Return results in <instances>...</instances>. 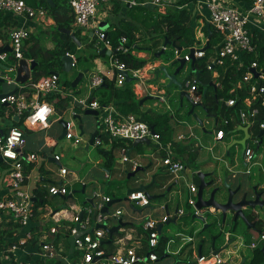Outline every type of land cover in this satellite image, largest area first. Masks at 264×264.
Segmentation results:
<instances>
[{"label":"built area","instance_id":"2783aa9c","mask_svg":"<svg viewBox=\"0 0 264 264\" xmlns=\"http://www.w3.org/2000/svg\"><path fill=\"white\" fill-rule=\"evenodd\" d=\"M179 0H68V5L73 12V27L88 28L91 19L96 15L97 9L101 5H107L112 2L121 3L127 5L129 8L136 6H151L156 9V12L163 13L166 8L176 7V3ZM195 6L197 8H205L208 12V25L212 28L216 34L219 42L214 46V55L207 64V70L211 71L214 66H223L225 60H228L231 66L237 64V69L243 66L242 54L250 55L255 54L256 45L252 43L251 37L253 33L260 32L264 37V0H252L250 6L247 9H241L240 6H236L233 0H210V1H197ZM0 14L12 15L14 18H24L28 20H36L44 25L48 22V11L43 6L31 7L26 4L25 0H0ZM257 22L261 23L258 24ZM97 28V27H95ZM29 32L22 28H13L8 33V48L11 50L8 52L0 53V61L6 60L8 54H11L16 64L12 67H8V72L16 71L18 61L27 60L23 54L25 52L24 42L29 36ZM94 35V33L92 34ZM100 44H103L102 48H97L96 52L104 50V55L107 57L108 71H97L89 75V71L84 74L82 80L87 82L86 88L89 91L100 87L104 80L110 77H115L118 85H122L125 82V78L122 72H127L129 77L133 78V82L140 83L142 79V70H127L124 63L119 60V55H132L136 54L135 43L129 44L126 37L119 39L118 46L113 50L111 44L106 40L102 30L96 31L95 37ZM208 46L207 39L201 47H195L190 45L187 47V54L180 56V51L174 49V59L183 58L185 64L191 63L189 53L193 50L194 61L202 59L204 57V49ZM3 46L0 45V50ZM73 59L72 68L76 65L74 56L66 53ZM148 67L149 73L153 74L156 70L155 66L150 63ZM195 70L194 68H192ZM255 71V74L251 72ZM7 74V73H6ZM89 75V76H88ZM88 77V78H87ZM5 83L8 85H17L15 82V75L13 78H9L7 75L4 77ZM196 73L192 71V76L185 79L182 82V90H184L191 103L194 105L202 102L201 94H198V87L196 82ZM18 86V85H17ZM59 75L51 73L50 75L43 76L36 82L29 83L25 86H18L19 90L11 95L5 96L0 99V105L5 108H10L13 114L18 118H23L22 121H29V124L33 126L38 125L42 130L48 128V123L51 118L56 115L54 111V104L59 100H64L68 103V108L62 111L60 120H64V115H69L71 118L77 117L79 113L85 110H92L97 112V134L92 142L93 148H101L103 145L111 146L116 141L134 142L136 140L148 139L151 141L160 152L159 162L162 169L167 175L171 177V182L176 187H181L182 182L185 180L186 167L175 157L171 151V145L168 143H161L160 135L154 132L146 123L139 120L137 116L133 114L123 115L120 114L112 104L101 105L97 99H93L90 95L78 98L74 93H66L60 87ZM244 86L246 89V97L242 100L241 106L237 110V119L240 127H254L257 128L259 134L260 131H264V67H259L256 61L252 62L246 72H244L242 79L236 83V88L241 89ZM63 90V91H62ZM231 90L230 92H232ZM58 96V97H57ZM222 102V100H221ZM237 104L236 99H228L224 101L226 108H230ZM263 113V117L259 118ZM32 121V123H30ZM65 121L66 134L64 139L70 142L73 146H77L84 143L82 135L74 127L72 121ZM226 124V121H223ZM257 134V135H258ZM252 139L257 146L262 142V137L254 134L253 130ZM192 136V133H190ZM223 132L217 131L215 139H222ZM185 136L179 135L177 140H184ZM245 143L243 150V161L246 166V173L249 174V167L254 166L252 163L254 157V151L248 144ZM48 144L47 148L51 149ZM25 146L24 131L19 127H11L9 129H3L0 127V159L1 163L8 166V172L2 174L0 179V187H4L8 190L6 197H0V213L9 214L12 219L18 223L21 227H26L30 223V220L34 218L35 211L31 201L34 198V190L41 188L39 183L35 186L33 191L28 190L26 183L30 179V172L33 169V164L39 160H45L46 156L38 157L34 153L23 152ZM120 164L129 163V172L137 173L140 168V164L136 160L129 159L128 152L122 149L120 152ZM53 161L58 164L59 178H65L68 174V169L62 166V155L52 154L50 155ZM25 166H32V169L25 173ZM198 174V173H197ZM64 180V179H63ZM29 188V187H28ZM48 196H67L71 194L66 185H57L56 183L48 184L44 187ZM180 191L178 190V193ZM189 197L187 199L188 206L194 209V214L201 217V211L195 209L197 187L192 183L188 185ZM126 201L134 207L139 209H145L150 206V201L142 191H134L126 196ZM110 198H103V203L98 206H86L83 209H79L75 212L70 222L73 226L69 227V235L72 239V245L74 250L80 253V257L76 259L74 264H155L157 262V255L153 252L159 246L160 235L157 232V227H162L172 219L169 214H164L159 219H153L148 217L141 224V231L145 235L147 240L148 251H144L141 242H131L127 244V238L119 237L113 242V251L107 253L104 247V241L106 232L103 229L97 228L98 225H102L104 221L109 219H117L121 216V212L117 210L112 216L108 214H101L100 210L105 204L109 203ZM74 207H71L73 210ZM165 209V207H163ZM93 211L96 214H93ZM210 212L209 210H207ZM82 217L80 219V214ZM174 217H181L184 215L182 209L177 208ZM78 224V228L76 225ZM94 224V226H93ZM52 234L56 233L55 228L50 229ZM144 236V235H143ZM144 238V239H145ZM31 240V235L26 234L22 240L18 241L16 245L11 246L6 252H12L19 246H23L27 241ZM37 243L38 248L45 253H42V258L46 262H51L56 255L53 250V246L44 242ZM258 242L264 243V227L259 234ZM257 242L249 245L250 249L257 247ZM164 254L169 256L166 248L164 247ZM5 252L0 253V264H3L5 258ZM196 264H231L229 260H224L220 253H214V251L206 256L202 253L195 254Z\"/></svg>","mask_w":264,"mask_h":264},{"label":"crops","instance_id":"0c3cea01","mask_svg":"<svg viewBox=\"0 0 264 264\" xmlns=\"http://www.w3.org/2000/svg\"><path fill=\"white\" fill-rule=\"evenodd\" d=\"M28 1L31 2L32 0H28ZM138 1L141 2L143 0H138ZM33 2L41 3V0H33ZM26 4H28V3L26 2ZM113 5H114V2L107 4L106 6L101 5L100 6L101 9H97L96 15L91 19L88 28L85 30V32L88 33L89 38H93L92 34H93V29L95 27H98L100 29L101 25L103 27L106 26L105 29H103V30H106L110 24L120 25V26H123L126 31H129L130 34H132V36L134 37L133 38L134 41L137 43L135 45V48H136L135 56H136V58L146 60L145 56L150 55L151 53L154 52V50H157V52H158L159 50L162 49L163 43L165 41L163 39H161L160 35L154 34V31L151 30V28L149 26V21L147 19L148 17L146 16L147 13L152 12V11H156L155 8H153L151 6H136V8L135 7L129 8L127 5H123V4L119 3L120 7L115 9V7H113ZM185 8L191 13L190 28L192 30L193 36L195 37V39L198 43V44L193 45V46L201 47L202 41H203L202 39L205 38L204 41H206V39H207L203 33V28L206 27V30H207L208 12L205 8H197L195 5H191V4L187 5ZM166 9L164 10L163 13H159V14H165ZM2 15H3V17H9L12 20H14L17 24V26L15 28L25 29L31 35L37 36L41 42L42 47H44L45 49L52 48L53 44L51 41L50 32H51V29H54L56 27V24H57L56 19L54 17H51L48 14V16H47L48 22L44 25H41L40 22H38L36 20H28V19H24V18H14L12 15H9V14H7V15L2 14ZM58 20L61 21L60 18H58ZM3 25H4L3 21L0 20V29H2ZM1 33H2V31H1ZM198 38L201 39V40H199V42H198ZM143 40L148 42V46L146 48L140 47V41L142 42ZM204 41H203V43H204ZM80 44L81 45H80L79 49L82 48V43H80ZM0 45L3 46V48H6L8 46L6 43H4L1 40H0ZM150 48L152 49V51L149 52ZM181 52H183V55H185V54H187L188 50H187V48L181 49L180 53ZM213 53H214V50H213ZM101 58H103V59H101ZM101 58H97V59H99V61L98 60H95V61L98 64L101 61H104V64H105V66H107V68L97 65V66H95L94 72L108 71L107 59L105 57H101ZM172 59H174V57ZM2 61L3 60L0 61L1 64H3ZM161 61H162L161 59L153 61V65L155 66V68L160 65ZM26 62H27V60H26ZM31 62H33V61H30L29 63L27 62V64L30 65ZM150 63H152V61L147 60V64L142 68L143 69L142 70V76H143L142 79L143 80L140 83L131 82L132 92L134 94L135 100L139 101V107H140V110L142 112H147L149 110H153V108L155 110H157L156 107H158V108H161L163 110L162 112H166L168 114V113H170L171 106L169 105V102L167 100H170L171 102H173L174 101L173 95H175V94H173L171 97H168V96L166 97V93L164 92V90L159 88L160 84L155 83L153 81L154 75L150 74L149 70H148V67H150L149 66ZM3 65H5V64H3ZM190 65H191V63H190ZM12 66H14V65H12ZM12 66H8V67H12ZM194 71H195V73L197 72L196 70H194ZM89 72H91V71L89 70ZM94 72H92V73H94ZM0 73H1V70H0ZM90 74L91 73H89V75ZM213 78L215 80V84H214L215 90L217 88L220 90L221 87H220L219 82L217 80L218 76L213 75ZM73 80L74 79H72L71 82ZM30 82H31V74H30V79L27 83H25L23 85L17 84V83L16 84L18 86L19 85L25 86V85L29 84ZM17 85H8V87H9L8 90H4V88L1 89L2 94H7L9 92H12L15 88H16V91H18L19 88ZM86 85H87V82H85L83 84V87L86 88ZM60 87L64 90V91L62 90L63 92L71 93L70 91H65L66 87L64 86V84H61ZM90 93L92 95L93 91H91ZM74 94H76V93H74ZM146 97H153V99L144 100V98H146ZM170 98H172V100ZM140 102H142V103H140ZM220 102H221V99H220ZM176 103H179V102H176ZM57 104H54V106H53L56 115L51 118V121H49V123H48L49 124L48 128L44 129V130H42L38 125L33 124V126H32L31 124H29V121H22L24 119L18 118L17 116H15L13 114V111H11L10 108H5L4 106L1 107V113L2 114H0V127H2L3 129H6V130L13 127V126L21 128L24 131V139H25V146L23 148V152L34 153V154L38 155L39 158L42 157V155L46 156L45 160L44 159L43 160L37 159V162L35 164H33V169L30 172V179L26 183L27 184L26 187L27 186L29 187V188L27 187V189L28 190L31 189V191H33V189L35 188V186L38 183L41 186V181H42L41 189H43L46 186L45 183H50V184L56 183L57 185H61V184L66 185V187L71 192L70 180L72 181L75 179V173L68 170V174L65 178H62V179L59 178V175H58L59 166H58V164H56L53 161L52 157L50 156L53 153H49L52 151V148L48 149L47 148L48 144H52V142H54L55 144L53 146L60 145L61 146L60 149H62V150L67 149V148L83 147L82 150L84 151V153L88 152L87 156H89V155L91 156L93 153V151L90 147H88V149L86 150L85 146L88 143L90 134L92 132H94L96 130V128L94 130L90 131L88 138L83 139L84 143L79 144V146L78 145L73 146L72 144H68L67 143L68 141L62 142L61 144H59V143L57 144V141H60L58 139L60 137V134H61L60 130H62V128L59 124L60 119L57 116H62V114H63V113H61V114L57 113V110H56ZM112 105H113V103H112ZM59 107H60V105H59ZM224 107H225V105H224ZM181 110L182 109H177L178 112H180ZM85 111H83V114ZM161 114H163V113H161ZM204 114L206 115L205 112H204ZM91 117H93V116H91ZM206 117L214 120V129L211 132H208L205 129L204 130L205 134L208 135L210 140L214 141L217 145H219L218 148H221L222 145H223L222 147L228 145L227 147H230V149L226 148V150L229 149V151L225 152L226 157L232 156V153H233V155H234L232 157V160L234 162L233 166L234 165L238 166L239 163L236 162V160L238 159V156H236V152L239 150V148L241 146V145H239L238 142L243 140V138L245 136L244 132L241 131L240 129L241 128H247V133L251 139L253 137V135H252L253 129L251 127H240L239 122L237 121V123L233 125V128L231 130L223 132L222 139H220V140L215 139L216 132L221 131V130L217 129V127L219 125L224 126V124H223L224 117H221V115H218V118L208 117V116H206ZM169 124L173 130V133H172L171 141L168 142V144L171 145L170 149L173 152V157H175V159L180 161L186 167L185 180H187V177H192L190 181H188V180L187 181L189 183L194 184L196 182V180H198V184H199V178L197 176V173L203 174V172L198 168L195 172H190V168H191L192 164L194 165L197 163L198 156H199V152H198L199 149L197 148V145L192 144V139L195 136L192 132V129H190V127L192 128L193 125L191 123H188L189 124L188 127H184L185 124L182 123L181 120H179V121L175 120L173 122L171 120V118H170ZM55 125H57L58 128H56ZM82 130H83V126H82ZM77 131L80 132L79 130H77ZM83 133H84V130H83ZM190 133H192V136H190ZM179 135L185 136V139L184 140H177V137ZM130 143H133V142H130ZM130 143L129 142H123L124 146H126L128 148L127 152H128L129 159L136 160L140 164V168L138 169L137 172L141 173L144 177L143 180H145L148 183V184L145 183L142 185L143 186L150 185L151 182L154 180L153 181L154 184L150 188H153V189L155 187L158 188V190H159L158 194L159 195H155V196H161L162 194H164L163 188H167L168 192L166 193V196L164 198H158L159 200H162V199L165 200L167 198V200L165 201L167 203L169 201L170 197L174 193H176V187L172 184L171 177H169L166 174V172L162 169V167L159 164V157L162 154L160 155V152L158 151L157 147L151 141L148 144H145V143L139 144L138 147H134L136 145H133L134 148L129 147ZM161 143H163V142L161 141ZM151 144L155 147V149L153 148V146ZM172 144L173 145H181L182 147L191 146L193 149H196L197 155L194 158L192 164H190V165L188 164L187 153L182 154L179 151L175 152L174 149H172V147H173ZM237 145H238V149L233 151L232 148L234 146H237ZM95 150H98V155L93 156L91 159H89L88 165H87V168L85 171V179L79 178L80 182L78 184L81 185L80 189H78V191H72L71 196H69L70 194L67 196H55V197H51V196L46 195L44 197L45 203L42 204L39 208H34V211L36 212L35 217L30 220V223L28 224V226L21 227L18 223H16L12 219V217L9 214L0 213V234L2 235L1 236L2 238L0 237V253L5 252V254H6L5 258L3 259V264H36V263H39L41 261H44L43 260L44 258H42L41 255H42V253H45V252H43L41 250V248H38L37 243L42 242L43 239H45L44 242L50 244V242H48L50 240H48V239L52 238V235H51V232L45 230V227L48 224L54 223V224H60V225L67 224V228H68L69 225L72 224L70 222V219L73 217L75 212L80 209V206L81 207L82 206H84V207H86V206L94 207L95 206L96 207L99 204L103 203V198H110L111 201H114V203L108 209V213H107L108 215L112 216L113 213L116 212L117 210H119L121 212V216L117 219V221L115 219H109L108 221H106L107 222V225H106L107 228H113V227L117 226L118 221H121L125 225H127V224L133 225V227H129V228H123L122 227L118 231L119 233L123 234L120 237L127 238V239L130 238V240H127L128 245H130L131 242H141L144 239V236H143L141 229L140 230L137 229V227H139L142 223H140L139 226L134 227V222L136 220H140L139 218H137V215H141L143 210L148 209L149 211H151V213L147 216V218L151 217L153 219H159L166 213V211H168V214L170 216H172V219L174 218L173 214L175 213V210L177 209L176 207L175 208L170 207L168 209V206L166 205V203H162V205H160V210H162V212L158 213L155 210H152V208H150L152 202H150V206L148 208H145V209H139L137 207H134V206H131L130 204H128L129 208L131 209V214L128 216L125 215L124 211H122L121 206H120V204L122 203V200L113 196V195L106 194L105 191H103V187L105 186V183H99V180L101 178H103L105 180H109V179L113 178L116 175V172L113 171V169H112V167L114 165H119L120 170L127 171V173H126L127 179L132 178V177H130L131 172H129L130 164L129 163L119 164L118 163V159L120 158V153L118 151H112L111 155L109 156L111 146L103 145L101 148H97V149L95 148ZM58 154H60V153H58ZM60 155H62V154H60ZM108 156L112 157V159H113L112 164L110 163V161L108 162V160H110V158H108ZM62 158H63V155H62ZM186 165H188V167ZM242 165H243L242 170L239 172V174L248 177V181L244 182L245 183L244 185H242L241 187L237 186L238 178H237V176H235V174H232L231 177L224 179V181H226V183L231 187L232 190H236V189L240 188L239 192L237 193V195L235 197V199H236L235 202L240 200L242 195L246 194V193H248V195H249L248 198H251V199H253L254 193H259V194H261L260 200L264 201V166H263L264 164L261 165L259 162L256 161L255 165L253 167L251 166L252 168L249 167L250 168L249 174H247L246 169L249 165L246 166L245 162L243 161V154H242ZM158 171H160L159 182L156 183V176H157ZM5 172H8V166L4 163L3 164L0 163V179L2 177V174H4ZM204 174H205V177H206V175H209V176L211 175L208 172L204 173ZM121 175H123V173L121 171H118V176L120 177ZM86 180H87V182H86ZM218 180H219L218 181L219 183H222V181L220 179H218ZM205 182H208V180H205ZM171 184H172V187H171ZM87 188H89L88 192H87ZM82 190H83V192H82ZM148 192H149V194L152 193V191H149V189H148ZM76 194L85 195L84 199L82 200L83 202L80 205H78V203L75 202V195ZM7 195H8V190L4 187H0V197H6ZM89 200H93V206L89 204V202H88ZM49 203H52L55 205L50 206ZM71 207H74V209L71 210ZM163 207H165L166 209H163ZM164 211H165V213H164ZM259 211H260L262 218L264 219V206L262 208L258 209L257 212H259ZM210 212H212V211H210ZM246 214H248V213H246ZM251 216H253L252 218L255 219V221H258L256 212L254 214H252ZM193 220H195V219H193ZM252 224H254V223H252ZM263 227H264V224H263ZM35 228H39V229H37L36 232H33V229H35ZM53 228H55V227H53ZM250 229H252V228H248L246 226L247 231H249ZM255 229L256 228L254 226V228L252 230H255ZM162 231H163V227L161 230V234L163 235ZM26 234L31 235V240L27 241L25 245L17 247V249L12 251V252H6L7 250L10 249V247L4 248L5 246H8L10 244H12V246L16 245L18 241H20L24 237H26ZM248 234H250V232H248ZM257 234L259 235L260 232H258ZM177 237H178V239L180 238V241L169 240L166 242L164 247L166 248L168 255L170 256L172 254L173 256H178V255L185 253V252H189V253L192 252L193 253V250L195 249V246L193 244V238L190 236L181 235V234L178 235ZM117 238H119V237H117ZM250 238H253L252 235H250ZM107 239H108V236L106 234L104 242H106ZM258 239H259V237L257 239L253 238L250 241H251V243L257 242V245L261 244L260 242H258ZM225 241H226L225 242L226 244L224 245V248H226V251L223 250V252H224V258L223 259L224 260H229L231 264H249V262L253 258V254H254V252H253L254 249L252 250L249 248V245L251 243L247 246L251 250V253H249V255H247L246 252H244V250H243L244 248H246V246H245V244L242 243V237L241 236H237L235 238L234 237L232 238L231 234L228 233L226 235ZM67 245H68V249L65 250L64 247H66ZM229 248H232V249H229ZM199 249L202 253V249L201 248H199ZM211 249H212V251H214L213 245H212ZM53 250L55 252L56 257L53 260H51V262H49L51 264H52V262L54 263V261H57V260H59L62 264H74L77 261L76 259H78V257L73 252L74 248L72 245L71 237L68 240L66 239V241L61 240L59 242V244L57 245V247L53 246ZM214 252L218 253L219 251H214ZM166 260L164 263L169 264L166 262Z\"/></svg>","mask_w":264,"mask_h":264},{"label":"trees","instance_id":"16d2710c","mask_svg":"<svg viewBox=\"0 0 264 264\" xmlns=\"http://www.w3.org/2000/svg\"><path fill=\"white\" fill-rule=\"evenodd\" d=\"M197 1H210V0H179L176 5L180 9L176 7H169L166 9L165 14H158L156 11H152L146 14L149 21V26L151 30L154 31V34L160 35L161 39L167 41L170 47L186 49L188 46L198 44L195 37L192 34V30L190 28L191 22V13L185 8L187 5H195ZM236 6H240L241 9H247L250 6L252 0H233ZM30 6H43L47 9L48 14L51 17L56 19V27L50 32L52 48L45 49L42 47L40 40L37 36H33L29 34L28 38L24 42L25 52L23 57L25 59H30L35 63V66L31 72V82L34 83L38 79L43 76L50 75L51 73L56 72V69L61 66L60 58L64 56L66 53L74 55V52L79 48L76 43H74L70 36L65 35L60 29H65L69 31H73L75 34V38L77 41L82 43V39L78 35V31L74 30L73 22V12L68 5V0H52V4H49L47 0H41V3L30 2L25 0ZM113 7L115 9L119 8L120 5L117 2H114ZM136 8V7H135ZM61 19V21L58 20ZM0 20L3 21V27L0 29V40L4 43L8 44V33L11 29L17 26L16 22L9 17H3L0 14ZM59 21V22H58ZM2 31V33H1ZM106 40L111 44L112 49L114 50L118 44L119 39L123 36L126 37L129 41V44H134V37L130 34L129 31H126L123 26L120 25H112L110 24L106 30H103ZM203 33L207 38L208 46L204 51V57L195 61L194 69L196 72V82L198 87V94L202 96L201 108L206 113L208 117L218 118V115L224 117L226 124L224 126H218L217 129L222 132H226L233 128V125L237 123V110L242 105V100L246 97V89L244 86L241 89L236 88V83L242 79L244 72H246L247 67L254 61L258 63L259 67H264V37L260 32L253 33L251 40L252 43L256 45L255 54H242L243 57V66L242 68L237 69V64L235 63L233 66L230 65L228 60H225L223 66H214L211 71L207 70V64H209L210 59L214 55L213 47L216 46L219 42L216 34L213 32L212 28L209 27V32L206 30V27L203 28ZM210 36L208 37V34ZM89 38V35H87ZM92 42V41H91ZM90 42V44H91ZM138 49V48H137ZM174 49V48H173ZM181 54V53H180ZM105 57V55L101 56L100 52H96V58ZM8 54L7 60H13L14 65L16 64L14 59ZM173 57H171L172 59ZM119 60L125 64L127 70H136L142 69L146 64L147 60L139 59L132 55H119ZM151 60H154L152 57ZM167 61V57L165 58ZM155 61V60H154ZM213 75H217L219 85L221 89L218 88L215 90L214 84L215 80ZM216 80V81H217ZM65 91H70L75 93L74 89L71 88V82L69 84H64ZM132 84L124 82L122 85H118L115 77H112L110 80H104L103 84L94 89L93 93L97 89H106L109 91V98L107 101L97 100L101 105L112 104L113 106L123 115L133 114L138 117L139 120L146 123L154 132L160 135V140L163 143H168L171 141L173 130L169 124L170 118L167 113L158 114L153 110H149L147 112H142L139 107V101L135 100L134 94L131 89ZM233 90L232 92H230ZM0 94H2L1 84H0ZM93 99V94L91 95ZM220 99L222 102H220ZM228 99H236L237 104L230 108L224 107V101ZM58 103V104H57ZM56 104L57 113H62L64 109L68 107V103L64 100H59ZM60 105V107H59ZM1 105H0V114L1 113ZM263 117V113L260 114L259 118ZM16 124V123H15ZM16 127V126H15ZM254 134L257 135V128L254 127ZM124 141H116L112 143L111 150L109 152V156L112 151L120 152L122 149L126 151L128 148L124 146ZM130 148L138 147V145L133 147V143L129 144ZM173 145V144H172ZM172 149L174 151H179L182 154L187 153L188 164H192L194 158L197 155V150L193 149L191 146L182 147L181 145H173ZM110 163H113L112 157H109ZM3 164V163H2ZM184 165V164H183ZM188 167V165H186ZM32 169V166H25V173L29 172ZM196 170V169H195ZM169 176V175H168ZM170 177V176H169ZM198 184V180L196 182ZM46 186L50 183H45ZM42 186V181H41ZM172 187V184H171ZM167 188H163V193H166ZM75 193V192H74ZM34 197L36 199L33 204L34 208H39L42 204L45 203V196L47 195L46 189L38 188L33 192ZM36 210V209H35ZM36 213V212H35ZM252 215V214H251ZM251 215H247L248 223H254V226L259 229V232L262 231V225L260 220L255 221ZM251 216V217H250ZM35 217V215H34ZM73 226L70 224L69 227ZM141 226V225H140ZM137 227L138 230L141 227ZM55 227L56 233L52 234V238L48 239L52 246L57 247L61 240H68L70 238L69 230L67 228V224H48L45 227V230L50 232V229ZM133 227L132 224L124 225L123 228ZM135 227V226H134ZM37 229H33V232H36ZM122 233H115L112 237V243L105 244L102 246L106 250L107 253H111L113 251V242L117 237L122 236ZM144 238L146 234H143ZM2 235L0 234V237ZM40 237V236H39ZM2 238V237H1ZM167 242V239L162 236L159 237V246L153 250L156 253L158 259L155 264H165V260L169 258L164 254V246ZM144 251H148L147 248V240L146 238L141 241ZM12 244L5 246L4 248L11 247ZM264 243L258 244V246L254 249V254L252 260L249 264H264V254L262 252V248ZM64 249H68V245L64 247ZM74 254L79 258L80 253L77 250L73 251ZM36 264H51L46 261H41ZM52 264H62L59 260L52 262Z\"/></svg>","mask_w":264,"mask_h":264},{"label":"rangeland","instance_id":"374dc122","mask_svg":"<svg viewBox=\"0 0 264 264\" xmlns=\"http://www.w3.org/2000/svg\"><path fill=\"white\" fill-rule=\"evenodd\" d=\"M106 6V5H103ZM102 6V7H103ZM98 9H101L99 6ZM258 24H261L257 22ZM53 29H51L52 31ZM75 31H78L79 37L82 39V48L78 49L77 51L74 52V59L76 60V65L72 70L68 73H63L61 66L56 69V72L59 73V78H60V84H69L72 79L75 78L78 72L83 71L85 69H89L92 73L94 72L95 66L99 65L101 67L107 68L105 66L104 61H101L99 64L95 61L98 60L96 58V49L97 48H102L103 44H97L99 43L98 40L95 37L96 31L101 30L98 27L93 29V38H88L87 35L88 33L85 32V28L83 27H77L74 28ZM103 30V29H102ZM205 38L202 40L204 41ZM198 38V42H199ZM92 41V42H91ZM202 41V42H203ZM91 42V44H90ZM205 42V41H204ZM137 44L136 42H134ZM148 46V42L143 40L142 42L140 41V47L146 48ZM152 51V49H149V52ZM157 50H154L153 53L150 55L145 56L146 60L150 61L151 58L153 57V54L156 53ZM186 53V52H185ZM183 55V52H181L180 56ZM10 56L14 59V57L10 54ZM167 57L168 59H171V57H175L174 55V49L170 46H167L165 48L164 55L161 57V60L165 62V58ZM11 58V59H12ZM107 59V57L105 56ZM103 59V58H101ZM176 59V58H175ZM15 60V59H14ZM154 61V60H151ZM3 64L7 66H12L14 65L13 60H4L2 61ZM168 73L172 72L171 68L167 69ZM192 71L195 72L192 68L190 63L185 64L179 75L177 76V79L183 82L185 79L189 78L192 76ZM9 78H13L15 75V72H8L6 74ZM86 77V75L84 76ZM108 78V80H110ZM86 81L82 80L77 87L74 89L76 95L78 98H83L88 95H90V91L88 88H84L83 84ZM160 87V86H159ZM8 90V85L1 84V89ZM160 89H162L160 87ZM166 93V97L168 96L167 94H175L174 95V101L171 102L170 100H167L169 102V105L171 106L170 113H168V117L171 118V120L174 122L175 120L179 121L181 120L182 123L185 124L184 127H188V123H191L193 126L192 132L194 134V138L192 139V144H196L197 148L199 149V156H198V161L196 164H192L190 168V172H195L198 169H200L203 174L204 173H209L211 174L206 175L205 180L212 181L213 185L209 186L204 189L203 191V199L206 200L208 199L209 194L211 193L212 190L218 189L215 200L218 203H225L227 199L228 192L225 188H223L222 183H219L218 179L223 181L225 178L231 177L232 174H235L238 178L237 186L241 187L244 185L246 181H248V177L240 175L239 172L242 170V152H243V146H240L239 150L236 152V156H238V159L236 162L239 163L238 166H233L234 162L232 160V157L234 156L232 153V156L226 157L225 152L229 151L230 147H227L228 145L218 148L219 145H217L214 141L210 140L208 135L205 134L204 130L206 129L208 132H211L214 129V120L211 118H207L202 111L203 109L200 107H196L194 109V114L198 117L200 121H202V127L198 126L196 121L192 118V116H187V110L190 109L189 104L187 101L184 99L183 100V107L180 112L177 111L179 104L176 103L178 102V93L176 92V89L174 87H170L169 89H162ZM93 97H95L97 100H103L107 101L109 98V91L106 89H97L93 93ZM168 99V98H167ZM172 100V98H170ZM161 106V105H160ZM157 110L153 108V111L161 114V113H166L162 112L163 110L161 108L156 107ZM80 121L77 119L71 118L69 115H64L63 119L66 121H72L74 124V127L76 130L78 129L79 125L83 126L84 133L81 136L82 139H87L90 131L94 130L97 127L98 121L95 117L91 116H86L83 114V112L79 113ZM181 118V119H180ZM56 128H58L57 125H55ZM62 130H60L61 132ZM77 135H79V132L77 131ZM66 140L63 138L60 141H57V144H61L62 142H65ZM248 144L251 146V148L254 151V157H253V162L256 163L259 162L261 165L264 164V136L262 138V142L257 146V144L254 143L253 140H250L248 138ZM246 141V142H247ZM67 142V141H66ZM68 144H71L70 142H67ZM152 145V144H151ZM79 146V145H78ZM153 146V145H152ZM49 147L52 148V151L49 153H55V154H62L63 158L61 160L62 166L67 168L68 170L72 171L75 173V179L70 180V190L72 191H78L80 189L81 185L78 184L80 182L79 178L85 179V171L88 165L89 159H91L93 156L98 155V150H95L92 146L90 148L92 149L93 153L90 156L88 155V152L84 153L82 150L83 147H76V148H67V149H60V145L58 146H52L49 145ZM155 149V147L153 146ZM226 148H229L226 150ZM238 149V145L234 146L232 148L233 151ZM156 151V150H155ZM147 153V152H146ZM120 159V158H119ZM118 159V163H119ZM120 164V163H119ZM160 164V162H159ZM114 165V164H113ZM264 166V165H263ZM253 167V166H252ZM250 167V168H252ZM119 165H114L112 167L113 171L116 172V175L109 179L105 180L101 178L99 180V183H105V186L103 187V191H105L106 194L113 195L119 199L122 200V203L120 204L122 211H124L125 215H130L131 214V209L129 208V203L126 202V194L128 190H133L137 189L140 185L142 184H148L145 180H143V175L139 172L135 174L134 177L127 179V171L120 170ZM196 169V170H195ZM118 171H121L123 175L120 177L118 176ZM159 173L158 171L157 176H156V183L159 182ZM192 177H187V180L190 181ZM210 179V180H209ZM186 180V182L181 183V187H176V193H174L169 201L166 203L165 201L167 198L164 200H159L155 199L151 201V206L152 210H155L158 213H161L162 210H160V205L162 203H166L168 206V209L171 208H179L184 211V215L181 217H178L175 223H169L167 225L163 226V237L169 240L173 241H180V238L178 239V235H186L190 236L193 238V244L195 246V249L192 252H185L182 253L178 256H173L172 254L169 256V258L166 260L167 263L169 264H196V259H195V254L198 253L199 248L202 249V254L203 255H210L213 251L211 249L212 245L214 247V251H219L220 256L224 258V252L223 250L226 251V248H224V245L226 244V235L228 233L231 234L232 238L241 236L242 237V243L245 244L246 248H244V252H246L247 255L251 253V250L247 247L251 243V239H257L259 235L257 234L259 232V229L252 230L250 229L249 231L246 230V224L243 223L241 219H239L237 222H233V213L232 212H227L225 215V219L222 222V217L220 213H215V212H208L207 209L201 210V217L198 216L200 219H195L193 220L191 218L192 215H194V209L187 204V199L189 197L188 193V185L191 184ZM149 181V180H148ZM87 182V180H86ZM194 186H198L197 183L193 184ZM240 189V188H239ZM243 189V188H242ZM178 190L180 191L178 193ZM89 191V188H87V192ZM149 191H152V195H159L158 193V188H149ZM245 193V192H244ZM85 195H75V202L80 205L84 199ZM50 206H54L55 204L49 203ZM84 206H80V209L83 208ZM259 208L255 209L254 211H248V214H254L256 212L258 220H260V223L263 227L264 224V219L262 218L260 211H258ZM151 213L148 209L143 210L141 215H137V218L140 220H136L134 222V226L137 227L140 225V223L144 222L147 219V216ZM165 213V211H164ZM187 213H190L189 217H186L185 215ZM93 214L95 215L96 212L93 211ZM102 225H107V222L104 221ZM204 228V226H206ZM94 226V224H93ZM262 229V228H261ZM228 232V233H227ZM250 232V234H248ZM250 235H252L253 238H250ZM185 244V243H184ZM232 249V248H229Z\"/></svg>","mask_w":264,"mask_h":264},{"label":"water","instance_id":"95a60500","mask_svg":"<svg viewBox=\"0 0 264 264\" xmlns=\"http://www.w3.org/2000/svg\"><path fill=\"white\" fill-rule=\"evenodd\" d=\"M47 2L52 5V0H47ZM105 27H103L101 25L100 29L101 30L105 29ZM60 31L63 32L65 35L70 36L71 40L74 43H76L77 47L78 48L80 47L81 44L75 38L74 32L69 31V30H65V29H60ZM207 31L209 32V25L208 24H207ZM209 36H210V33L208 34V37ZM167 46H170V45L168 44L167 41H165L163 43L162 49L153 54L154 60L161 59V57L164 55L165 48ZM173 48L176 49L175 47H173ZM205 49H207V47H205ZM177 50L180 51L181 49L177 48ZM1 52L10 53L11 50L6 47V48L1 49L0 53ZM100 55L101 56L104 55V50L103 49L100 51ZM189 57L191 58V67L193 68L194 67V63H195L194 58H193V50L190 51ZM60 63H61V68H62V72L63 73H68V72H70L72 70L73 59H72L71 56L65 54L64 56H62L60 58ZM34 66H35L34 62H31L30 65H28L25 60L18 61V65H17L16 71H15V82L17 84H21V85L27 83L29 81V79H30V74H31ZM184 66H185V60L183 58L168 59L165 62L161 61L160 65L153 72V75H154L153 81L155 83H159L160 84L159 86L162 89H169L170 87H174L176 89V92L178 93V102H179L178 103L179 104L178 109H182L184 107L183 106V100L185 99L187 101V103L189 104V106H190V109L187 112V116H192V118L196 121L197 125L202 127V121H200L198 119V117L194 114V109L196 107H201V103L197 104V105H194L193 103H191L190 100H189L188 94L184 90H182V82L177 79V76L179 75V73L181 72V70L183 69ZM168 68L172 69L171 73H168V71H167ZM0 70H1V73H0V84H5L4 77H5L6 73H8V66L3 65V64L0 63ZM88 71H89L88 69H85V70L80 71V72L77 73L76 77L71 82V88L72 89H75L77 87V85L82 81V79L84 77V74H86ZM251 72L253 74H255L254 70H251ZM54 73L56 75H59V73H57V72H54ZM122 75L124 76L126 83L133 82V78L129 77L127 72H125V71L122 72ZM15 91H16V88L12 92H9L7 94H0V99L5 97V96L13 94ZM167 95H168V97H171L173 94H167ZM146 99H148V100L149 99H153V97L144 98V100H146ZM140 103H142V102H140ZM84 115L97 117V112L96 111H92V110H86L84 112ZM74 119H77V120L80 121V117L79 116L74 117ZM59 124H60V126L62 128V131H61L60 137L58 139L61 140V139L64 138V136L66 134V131H65L66 125H65V121L64 120H60ZM78 129L80 131V134L82 135L83 134L82 126L79 125ZM240 130L244 132L245 136H244L243 140H241L238 143H239V145L243 146V150H244L245 143L248 140L249 135L247 133V128H241ZM96 134H97V130H95L94 132H92L90 134L88 143L85 146L86 150L88 149V147H90L92 145L93 139L95 138ZM263 135H264V131H260L257 136L259 138V137H262ZM142 143L148 144L149 140L148 139L136 140V141L133 142V145L142 144ZM1 162H2V160L0 159V163ZM135 174L136 173H131L130 177H134ZM197 176L199 178V184L197 186V195H196L197 201H196V204H195V209H197L199 211L207 209V210H210V211L215 212V213H220V215L222 217L221 218L222 222L225 219L226 213L227 212H232L233 213V222L234 223L237 222V220L241 219L246 224V226L248 228H252V229L254 228V224L248 223L246 216L249 215V214H246V213H248V211L252 212L256 208L260 209V208H262L264 206V201L260 200L261 199V194L254 193L253 199H251V198H248L249 195H248V193H246V194L242 195L240 200L235 202V200H236L235 197H236L237 193L239 192V188L236 189V190H232L231 187L226 183V181L223 180L222 181V186L228 192L227 199H226L225 203H218L215 200V196H216V193H217L218 189L212 190L211 193L208 196V199L204 200L203 199V191H204L205 188H207L209 186H212L213 182L212 181L205 182V174L198 173ZM153 181L151 182L150 185H147V186L141 185L137 189L128 190L126 196L129 195L130 193L134 192V191H142V192H144L145 196L147 197V199L150 202L155 200V199H158V198H164L166 196V193L168 192V189L166 190V193L162 194L161 196H153V195L149 194L148 189L154 184ZM82 192H83V190H82ZM69 196H71V194ZM31 201L35 202L36 199L32 198ZM88 202H89L90 205L93 206V200H89ZM113 203H114V201H110L109 203L105 204L104 207L100 210L101 214H103V213L107 214L108 213V209L110 208V206ZM166 214H168V211H166ZM185 216L189 217L190 213H187ZM81 217H82V213L80 214V219H81ZM191 218L192 219H200L195 214L192 215ZM177 219H178V217L175 216L172 220L167 222L165 225H167L169 223H175ZM124 225L125 224H123L121 221H118L117 226H115L113 228H107L105 225H98L97 228L103 229L106 232V234L108 236V239L104 243L105 244H110V243H112L113 235L115 233H117L120 230V228L124 227ZM76 227L78 228V224L76 225ZM204 227L206 228L207 225L204 226ZM161 230H162V225H159L157 227V232H158L159 235H161ZM262 252L264 254V246L262 248ZM200 253H201V251L199 249L198 254H200ZM214 253H216V252H214Z\"/></svg>","mask_w":264,"mask_h":264},{"label":"bare ground","instance_id":"6f19581e","mask_svg":"<svg viewBox=\"0 0 264 264\" xmlns=\"http://www.w3.org/2000/svg\"><path fill=\"white\" fill-rule=\"evenodd\" d=\"M30 123H32V121Z\"/></svg>","mask_w":264,"mask_h":264},{"label":"flooded vegetation","instance_id":"af4514ba","mask_svg":"<svg viewBox=\"0 0 264 264\" xmlns=\"http://www.w3.org/2000/svg\"><path fill=\"white\" fill-rule=\"evenodd\" d=\"M188 111V110H187Z\"/></svg>","mask_w":264,"mask_h":264}]
</instances>
